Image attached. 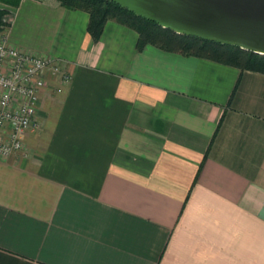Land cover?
<instances>
[{
  "label": "crops",
  "instance_id": "crops-1",
  "mask_svg": "<svg viewBox=\"0 0 264 264\" xmlns=\"http://www.w3.org/2000/svg\"><path fill=\"white\" fill-rule=\"evenodd\" d=\"M12 13L8 45L71 82L0 157V264H264V75L114 21L94 42L55 0Z\"/></svg>",
  "mask_w": 264,
  "mask_h": 264
},
{
  "label": "water",
  "instance_id": "water-1",
  "mask_svg": "<svg viewBox=\"0 0 264 264\" xmlns=\"http://www.w3.org/2000/svg\"><path fill=\"white\" fill-rule=\"evenodd\" d=\"M177 34L264 56V0H109Z\"/></svg>",
  "mask_w": 264,
  "mask_h": 264
},
{
  "label": "built area",
  "instance_id": "built-area-1",
  "mask_svg": "<svg viewBox=\"0 0 264 264\" xmlns=\"http://www.w3.org/2000/svg\"><path fill=\"white\" fill-rule=\"evenodd\" d=\"M8 28L0 27V157L5 158L23 151L25 138L41 129V99L71 82L61 60L10 47Z\"/></svg>",
  "mask_w": 264,
  "mask_h": 264
},
{
  "label": "trees",
  "instance_id": "trees-1",
  "mask_svg": "<svg viewBox=\"0 0 264 264\" xmlns=\"http://www.w3.org/2000/svg\"><path fill=\"white\" fill-rule=\"evenodd\" d=\"M55 1L66 10L81 11L88 15L87 32L94 42H97L101 37L106 23L114 21L137 33V51L143 50L146 46H152L163 52L204 59L240 71L264 75V56L262 55L242 50L237 46L223 45L193 36L177 34L154 22L138 17L109 0ZM20 2L21 0H0V4L4 6V8H0V27L8 28L10 26L4 20L12 19V10L16 9Z\"/></svg>",
  "mask_w": 264,
  "mask_h": 264
},
{
  "label": "rangeland",
  "instance_id": "rangeland-1",
  "mask_svg": "<svg viewBox=\"0 0 264 264\" xmlns=\"http://www.w3.org/2000/svg\"><path fill=\"white\" fill-rule=\"evenodd\" d=\"M12 12H13V10H12ZM47 98V97H46ZM44 99H45V97H44ZM44 132H45V130H42V129H40L38 132H36V133H34L35 134V143H38V142H40V141H42V136H43V134H44ZM31 140V139H30ZM31 141H33V140H31ZM33 143V142H32Z\"/></svg>",
  "mask_w": 264,
  "mask_h": 264
}]
</instances>
